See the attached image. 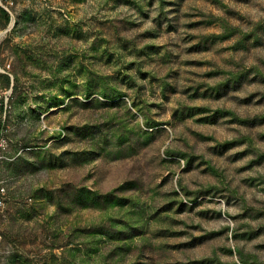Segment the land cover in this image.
<instances>
[{
	"label": "rangeland",
	"instance_id": "1",
	"mask_svg": "<svg viewBox=\"0 0 264 264\" xmlns=\"http://www.w3.org/2000/svg\"><path fill=\"white\" fill-rule=\"evenodd\" d=\"M0 264H264V0H0Z\"/></svg>",
	"mask_w": 264,
	"mask_h": 264
},
{
	"label": "built area",
	"instance_id": "2",
	"mask_svg": "<svg viewBox=\"0 0 264 264\" xmlns=\"http://www.w3.org/2000/svg\"><path fill=\"white\" fill-rule=\"evenodd\" d=\"M10 91L0 93V153L5 151L8 147L9 139L5 135V130H3L4 125H1L5 122L6 116L10 110ZM3 159V155L0 154V160ZM7 200V192L3 183L0 181V218L2 217Z\"/></svg>",
	"mask_w": 264,
	"mask_h": 264
}]
</instances>
